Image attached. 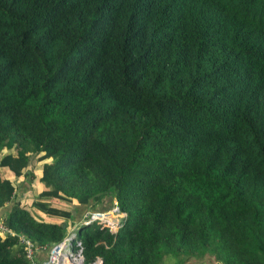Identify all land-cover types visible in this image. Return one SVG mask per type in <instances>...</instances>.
I'll return each mask as SVG.
<instances>
[{
  "label": "trees",
  "instance_id": "1",
  "mask_svg": "<svg viewBox=\"0 0 264 264\" xmlns=\"http://www.w3.org/2000/svg\"><path fill=\"white\" fill-rule=\"evenodd\" d=\"M0 151L1 219L35 245L71 218L50 198H114L115 232L76 226L85 262L264 264V0H0ZM36 154L26 206L2 169ZM0 264H28L17 235Z\"/></svg>",
  "mask_w": 264,
  "mask_h": 264
},
{
  "label": "built area",
  "instance_id": "2",
  "mask_svg": "<svg viewBox=\"0 0 264 264\" xmlns=\"http://www.w3.org/2000/svg\"><path fill=\"white\" fill-rule=\"evenodd\" d=\"M124 215L125 212L118 207L114 199L107 207L84 210L79 223L96 222L99 226L106 227L110 232H115ZM75 230L76 225H72L57 241L49 245L38 246L26 236L14 233L0 218V233L17 235L28 264H104L99 256L85 262L83 245L80 239L74 237ZM42 249H45V255L38 257L36 253Z\"/></svg>",
  "mask_w": 264,
  "mask_h": 264
},
{
  "label": "rangeland",
  "instance_id": "3",
  "mask_svg": "<svg viewBox=\"0 0 264 264\" xmlns=\"http://www.w3.org/2000/svg\"><path fill=\"white\" fill-rule=\"evenodd\" d=\"M4 151V150H3ZM3 151H0V158H1V154ZM37 156L36 155H32V161H31V170L34 171L35 167V174H37V171H38V168H39V165L38 163L40 162L38 160V162L36 160H34V158ZM52 158H49V160H51ZM33 161H36L37 162V166L35 162ZM4 170V169H2ZM4 174L7 176H11V173H7L6 170L3 171ZM33 172L32 174L30 175L31 176V179L29 181H31L32 179L35 178V175ZM21 176V174H19ZM37 177V176H36ZM23 179L21 180H24L26 178L25 174H22V177ZM14 179V178H13ZM22 183V181H21ZM31 183V182H30ZM37 183V182H36ZM36 183H34L33 185H31L32 187V193H34L33 195L30 194V197L33 199L35 197V193H36V190H37V185ZM26 185V183L24 184V186ZM29 198V194L25 195L24 196V202L22 201L23 205H26L28 206L30 201L28 200ZM16 199V198H14ZM19 200V199H18ZM54 200V199H53ZM8 205V202L7 203H4L3 206H6ZM52 206H55V207H59V208H64L66 210H69L71 212V218L74 216H76V212H77V209L75 207V205L71 204V203H66V202H61V201H57V200H54V204H52ZM95 207L94 205H91L89 206L88 208L86 209H90V208H93ZM6 214V212L4 213V215ZM78 215V214H77ZM50 217L52 218H57L59 216H56L54 214H48L46 212L44 213H35L34 214V218L36 219H41V220H44V221H53V219H49ZM60 220H63V218L59 217ZM71 218H64L66 219V222L68 223V225L66 226L65 228V232L68 231L69 227L71 224H69V220H71ZM96 224V222H93ZM77 226V224H75ZM155 264H223L221 260L217 259L214 255H212L209 251H206V253L202 254L201 256L200 255H197V254H192V255H185V254H174V253H164L162 255V257L157 260L155 262Z\"/></svg>",
  "mask_w": 264,
  "mask_h": 264
},
{
  "label": "crops",
  "instance_id": "4",
  "mask_svg": "<svg viewBox=\"0 0 264 264\" xmlns=\"http://www.w3.org/2000/svg\"><path fill=\"white\" fill-rule=\"evenodd\" d=\"M33 159L32 158H30V163H29V165H28V168L27 169H32L30 166H31V161H32ZM34 160H36L35 158H34ZM37 161V160H36ZM36 161H33V162H35L36 163V165L35 166H37V162ZM38 165H39V163H38ZM35 169H36V167H35ZM35 169H34V171L32 170V172L35 174ZM4 170H6L7 171V173H11V176H8V177H10L12 180H13V182L15 183V191H14V198H16V199H19L21 202L23 201L24 202V196L25 195H27V194H29V198H28V200L29 201H31L32 200V198L30 197V194L31 195H33L34 193H32V187H31V185H33L34 183H36V185H37V190H36V193H35V195L37 194V192H38V189H40V187H41V185H40V183H39V181H38V177H36V176H38V171H37V174H35L34 176H35V178L34 179H32L31 181H29L30 179H31V176L30 175H26V178L24 179V180H21V179H23V178H21L22 177V174H21V176L20 175H14V174H12V172L10 171V170H8V168H5ZM38 170H39V168H38ZM9 173V174H10ZM14 178V179H13ZM21 181H22V183H21ZM31 182V183H30ZM26 183V185L24 186V184ZM111 199V198H110ZM104 199H102V201H101V203L100 202H98V203H96L94 206L95 207H93V208H102V206H104V207H107L106 205L107 204H111L112 203V201L114 200V198H112L111 200H109V199H107V200H104ZM49 201L52 203V204H54V200L52 199V198H50L49 199ZM109 201V202H108ZM109 204V205H110ZM74 205V204H73ZM89 206H91V205H75V207H76V209H77V212H76V216L74 217H72V221H74V223H73V225H75V224H79V220H80V218H81V214H82V212L84 211V210H86V208H88ZM9 207H10V204H9V202H8V205H6V206H1L0 207V218H2V216H4V213L5 212H7L8 210H9ZM103 207V208H104ZM37 213H44V212H42V211H40V210H37ZM78 214V215H77ZM57 216V215H56ZM49 219H53V221L54 222H59V221H61L60 220V218L59 217H55V218H52V217H50ZM36 255L38 256V257H42V256H44L45 255V249H42V250H40V251H38L37 253H36Z\"/></svg>",
  "mask_w": 264,
  "mask_h": 264
}]
</instances>
